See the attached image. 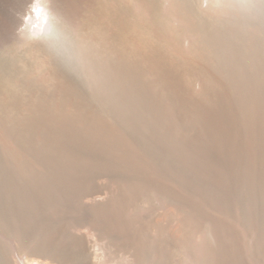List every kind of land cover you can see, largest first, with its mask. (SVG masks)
Masks as SVG:
<instances>
[{"label": "rangeland", "instance_id": "1", "mask_svg": "<svg viewBox=\"0 0 264 264\" xmlns=\"http://www.w3.org/2000/svg\"><path fill=\"white\" fill-rule=\"evenodd\" d=\"M114 1L70 0L77 30L67 26L66 54L49 47L48 65L38 54L27 70L23 52L13 72L0 59V78L19 85L0 89V264H19L16 236L21 256L56 264L60 240L52 254L36 248L59 222L65 239L95 212L114 225L144 204H177L182 235L148 245L141 264H259L240 224L243 197L264 179V25L171 0L201 41L184 56L169 37L188 32L165 13L168 0H132L128 51L113 32ZM34 73L28 90L20 80Z\"/></svg>", "mask_w": 264, "mask_h": 264}, {"label": "bare ground", "instance_id": "2", "mask_svg": "<svg viewBox=\"0 0 264 264\" xmlns=\"http://www.w3.org/2000/svg\"><path fill=\"white\" fill-rule=\"evenodd\" d=\"M203 2L208 9V16L210 14L215 18L220 17L224 13H226L227 15L234 13L235 15L239 14L241 16H247L251 18L252 20H250L249 23L252 21V24L253 22H255V25L256 23L257 25H261V27L264 25V0H204ZM31 3L32 0H0V52H3L0 59L2 60L1 64L3 65V67L4 64H10L13 67V72L18 69L17 66H19L18 63L20 61V53L25 52L27 55V57L25 56V58H23V64H25V68L27 70L29 69L27 67H30L31 63L35 60L38 54H42L44 61L41 62H45L47 65L54 58L52 53H50L51 50L47 44L41 41L24 42L21 41L17 36V29L19 27V24L21 23L20 18L26 12H28ZM47 3L50 10L54 14H56L62 21V27L65 31L67 29V26H71L77 30V25L81 14L79 11L75 10L74 5L71 4L70 0H47ZM175 6L176 5H174L171 0H168L167 6L165 8V13H167L169 16H172L173 24L178 25L181 28H185L188 33L187 35H185L183 40H181L184 43L180 42V40L178 41L172 38V36L170 35L169 38L172 42V47L182 55H184V53L186 54V56H193L195 54H198L195 52L194 48L196 46L198 47V43L196 44V42L200 40L197 41L196 37L194 36L193 30H191V26L193 25V23L189 20H185L180 13L181 11H179ZM140 7L143 9L144 13V18H142L154 22L151 17L152 9L147 8V5L145 3H142ZM113 10V32H122L127 50L130 51L133 41L131 25L133 19L132 0L114 1ZM259 30L260 29L257 30V33L259 32ZM159 37L166 38V36L161 33ZM199 43H201V41ZM198 49H196V51ZM27 60L29 61V65L27 64ZM27 70L26 72H28ZM20 72L22 71L20 70ZM28 77V81H20L24 82L25 88L29 90L33 88L32 86L34 85L36 74H28ZM16 81H18L19 83V78H17ZM3 87L13 89V87H19V85H14L8 82L5 83L3 79L0 78V89ZM4 99H7L8 101V96H4ZM11 99L12 98H10V101ZM7 103H9V101ZM252 183L255 184L252 187H250L252 184L249 186L250 189L248 190L246 197H243V204L245 207L243 218L240 224V233L242 234L245 241L252 240L254 242V245L257 246L258 251L262 253L261 255H263H260V257L258 258V262L259 264H264V185H262V183L264 184V179L263 181H253ZM232 197L233 196L230 195V198ZM112 199L113 198L109 199V201H111ZM6 201L10 200L7 199ZM173 201L177 203L176 200ZM230 202H232V200ZM150 206L149 204H144L143 210L129 220L122 219V217L118 218V216H116V218L112 217L113 221H115L114 225L107 224V221L102 217L99 218L97 212H95L89 216L90 222L87 221L86 225H80L72 230H69V232L67 231L69 233V236L67 234V238L65 239H61V236L66 233L65 228L69 225L65 226V222H59V226L49 229L50 231L48 232V241L46 240V243L40 244L36 249L44 252V254L46 252L47 254L49 249L53 248L52 244L54 242V239L55 241L56 239H58L60 240V248H58V252L55 251V256H50L54 260L53 262V260L51 259L52 262L50 263L90 264L96 259L97 261L99 260V262L102 264H141L142 262H140V259L143 256L145 248L148 245L151 244L160 248V246L162 247L164 242L167 241L168 238H171L176 243L180 240L182 235L180 217L181 213L179 211L180 208L177 206V204H173L171 207H167L163 211H152L150 209ZM17 207L19 206L17 205ZM69 229H71V226ZM12 241L13 248H15L19 257V264H48L45 261L44 263L39 261L38 263H34L33 261H29L27 257L21 256L19 254L21 250L19 248V238L16 236V239ZM49 253L52 254V252L50 251Z\"/></svg>", "mask_w": 264, "mask_h": 264}, {"label": "clouds", "instance_id": "3", "mask_svg": "<svg viewBox=\"0 0 264 264\" xmlns=\"http://www.w3.org/2000/svg\"><path fill=\"white\" fill-rule=\"evenodd\" d=\"M20 20L17 36L21 41H41L57 54L67 53L71 38L60 18L50 10L47 0H32L28 12Z\"/></svg>", "mask_w": 264, "mask_h": 264}]
</instances>
